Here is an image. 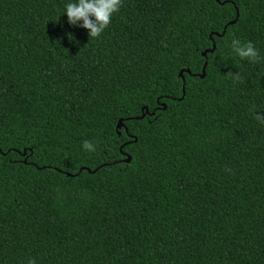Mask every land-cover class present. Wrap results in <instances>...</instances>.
Segmentation results:
<instances>
[{
    "label": "trees",
    "instance_id": "1",
    "mask_svg": "<svg viewBox=\"0 0 264 264\" xmlns=\"http://www.w3.org/2000/svg\"><path fill=\"white\" fill-rule=\"evenodd\" d=\"M69 2L0 0V264H264V0Z\"/></svg>",
    "mask_w": 264,
    "mask_h": 264
},
{
    "label": "clouds",
    "instance_id": "2",
    "mask_svg": "<svg viewBox=\"0 0 264 264\" xmlns=\"http://www.w3.org/2000/svg\"><path fill=\"white\" fill-rule=\"evenodd\" d=\"M123 0H71L65 5V13L68 22L72 26H81L88 30L90 39L99 38L101 34L109 27L112 17L118 13L122 7ZM83 22L80 25V22ZM230 47L235 56L241 60H247L251 63H257L261 57L251 41L243 42L233 38ZM234 81L241 80V73L227 74ZM255 119L264 124V114H255ZM83 148L88 151H95L94 145L85 141ZM28 264H36L34 259H30Z\"/></svg>",
    "mask_w": 264,
    "mask_h": 264
},
{
    "label": "water",
    "instance_id": "3",
    "mask_svg": "<svg viewBox=\"0 0 264 264\" xmlns=\"http://www.w3.org/2000/svg\"><path fill=\"white\" fill-rule=\"evenodd\" d=\"M237 17H238V11H237V13H236L235 18H234L233 20H230L227 24H228V25H229V24H233V23L236 21ZM224 32H225V27H224L222 33L219 34V35H223ZM215 47H216V44L213 42V44H212V46H211L210 48L205 49V50L202 52V55H203V56H206V53H208V52H212V51L215 49ZM206 64H207V62L205 61V62L203 63V66H202L201 73L199 74L201 77H203L204 74H205ZM184 72H187V73H189V74L191 73L189 69H181V70L179 71V76L182 78L183 81H184V75H183ZM182 93H183V94H182V96L180 97V99L184 96V86L182 87ZM165 107H166L165 104H163V108H165ZM151 113H154V111H152ZM143 114H144V112L142 113V115H143ZM123 126H124V124H123V119L120 118V119L118 120L117 125H116V129L118 130L119 128H121V127H123ZM125 129H126V128H125ZM133 141H136V137L133 138ZM125 144H126V143H124L122 146H124ZM122 146H121L120 148H122ZM124 154H125V158H124L123 160L126 161V162H129V161L131 160V156L128 155L126 152H124ZM86 169H87L88 171H91V170L88 169V168H86ZM67 175H71V174H70V173H67Z\"/></svg>",
    "mask_w": 264,
    "mask_h": 264
}]
</instances>
